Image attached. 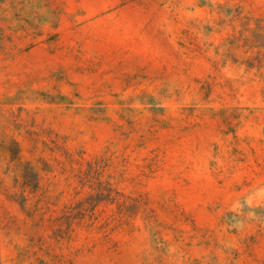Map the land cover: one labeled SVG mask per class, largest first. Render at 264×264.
I'll use <instances>...</instances> for the list:
<instances>
[{
	"label": "rangeland",
	"instance_id": "rangeland-1",
	"mask_svg": "<svg viewBox=\"0 0 264 264\" xmlns=\"http://www.w3.org/2000/svg\"><path fill=\"white\" fill-rule=\"evenodd\" d=\"M0 264H264V0H0Z\"/></svg>",
	"mask_w": 264,
	"mask_h": 264
}]
</instances>
